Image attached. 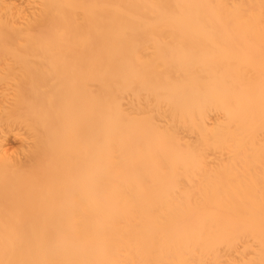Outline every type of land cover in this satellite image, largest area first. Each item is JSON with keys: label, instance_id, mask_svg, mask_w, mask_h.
I'll return each mask as SVG.
<instances>
[{"label": "bare ground", "instance_id": "obj_1", "mask_svg": "<svg viewBox=\"0 0 264 264\" xmlns=\"http://www.w3.org/2000/svg\"><path fill=\"white\" fill-rule=\"evenodd\" d=\"M0 264H264V0H0Z\"/></svg>", "mask_w": 264, "mask_h": 264}]
</instances>
